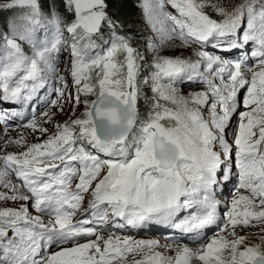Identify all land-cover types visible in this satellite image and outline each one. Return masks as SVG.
<instances>
[{
  "label": "snow or ice",
  "instance_id": "obj_1",
  "mask_svg": "<svg viewBox=\"0 0 264 264\" xmlns=\"http://www.w3.org/2000/svg\"><path fill=\"white\" fill-rule=\"evenodd\" d=\"M140 7L163 39L194 49L155 56L143 81L145 57L110 0H0V122L23 120L3 105L31 106L49 77L60 85L51 106L63 112L71 101L75 117L48 134L49 112L43 123L33 114L23 126L47 139L6 141L25 150L0 156V202L16 205L0 207V264H264V0ZM65 52L71 89L58 66ZM185 83L204 87L184 94ZM142 85L152 93L143 117ZM233 177L221 216L216 189ZM145 226L189 235L198 246L163 245L173 253L166 255L156 239L101 232ZM254 226L259 243L237 231Z\"/></svg>",
  "mask_w": 264,
  "mask_h": 264
},
{
  "label": "rangeland",
  "instance_id": "obj_2",
  "mask_svg": "<svg viewBox=\"0 0 264 264\" xmlns=\"http://www.w3.org/2000/svg\"><path fill=\"white\" fill-rule=\"evenodd\" d=\"M138 1L141 2V0H138ZM208 2L209 3L227 2V0H208ZM230 2L231 3H238L239 0H230ZM134 6L136 8H138V7L141 8L140 6H138V7L136 5H134ZM133 11H134V7L131 10V12H133ZM167 11L174 12V10L171 9L170 7L167 8ZM206 11L210 15H212L213 17L218 18L216 16V14L212 11L211 8H207ZM139 13L140 14L138 16L132 17L134 20H136L138 17V22L140 25V27L138 28L140 31H139L138 35H136V37L133 39V41L136 42L137 45L140 44L142 46V48L139 49V53H140V55L145 57L144 69H142L143 74L146 73L147 70L150 69L151 62H152L153 58L157 55H159V56H182V57H189L192 55V53L194 51L193 48L181 47L179 40L170 41V40L163 39L160 34H158L156 31L153 30L150 23L147 21V19L144 16L142 8L139 11ZM144 35L147 36V38H146L147 40H149V41L151 40L150 43L155 46L154 49L149 48V46H148L149 41H146V44H144V38H145ZM207 50L210 52L214 51V49L211 45L207 46ZM215 51L218 52L219 50L215 49ZM58 66H59L60 74L64 75L68 79L69 88L71 89V83H72L71 82V76H70L71 65H70V60H69L67 52L62 53L61 56L59 57ZM59 86H60L59 84H54L52 82L51 77H49L48 81H47V87L40 90V92L38 94V98H34L30 102L31 106H29L28 104H24L22 106L17 107L18 111H20L24 114V119L21 120L18 118L16 120H14L12 123H10L7 128H5V126H4L1 129V132H0V155H4L7 152L24 151L25 150L24 145L31 144V143H38V142H41L43 139H47L46 135H41V133H39V132H33L30 128L23 126L24 123H26L28 120L32 119L33 114L35 115V117L37 118V120L39 122L43 123V120L41 118V113H44L46 111L49 112L50 116L52 117L51 122L43 124V126L48 129V134H52L55 132V125L57 123H63L66 120H68L69 118H75L73 116V112H72V102L71 101L63 104V107H64L63 112L59 111V106H57V107L51 106V101L58 99L57 95L55 94L54 89L56 87H59ZM186 86H187V84L185 83L181 87V91L184 94H187L190 91L200 90V88H195V87L188 88ZM148 88L150 89V87H148ZM73 92H74V90H73ZM150 93H151V90H150ZM141 95H142V91H141ZM151 97H152V93L148 97V100H151ZM81 99H83V97H81ZM149 107L150 106L144 105L142 103L141 99L139 100V110H140V114L142 117L144 115H146ZM83 108H84L83 104H81L79 107H77L75 110V116H79L80 113L83 111ZM52 114H54V115H52ZM238 121H239V118L236 120V122H234V124L238 125ZM21 135H23V137H24V145H17L15 143H7L6 144V141L18 139ZM37 137H39L40 139H37ZM234 168L235 167H234V158H233V168H232L233 171L235 170ZM0 191H3L2 187H0ZM85 198H90V197L86 196ZM87 200L88 199H85V203L87 202ZM230 202H231L230 200H225V199L222 200L223 206L220 210L222 215L225 211H227V208H225V204H230ZM11 206H16V205H14L11 201L6 202V203L0 202V207H11ZM219 223L222 225L224 223L223 219H221ZM151 227H153V226H151ZM158 228L162 229L163 227H158ZM216 231H217L216 229H213L212 231H210V233L208 232L206 234V236L211 237L216 233ZM237 231L241 235H248L249 236V241H248L249 243H259L258 235H256L260 231L259 226L248 227V228H238ZM143 233H144L143 231H140V234H143ZM146 233H147L146 234L147 237L152 238V239H155L153 237L162 236L160 232L152 231V230H149ZM123 235L131 236L133 239H136V240H140V238H142L140 235L133 233V232L123 233ZM105 237H107V236H105ZM156 240H160V239L157 238ZM206 242H207V240L202 242V243H206ZM159 243L162 247L159 248L158 250L161 252H165L166 255H172L173 253L166 252L163 245H167V244H171V243L172 244H174V243L175 244L176 243L185 244L186 243L190 247H196L197 246V243L193 242V237H191L189 235L184 236L183 239H181V236H178V238H176L171 243L163 242V241L159 242ZM127 259L130 262L132 257L129 256Z\"/></svg>",
  "mask_w": 264,
  "mask_h": 264
},
{
  "label": "trees",
  "instance_id": "obj_3",
  "mask_svg": "<svg viewBox=\"0 0 264 264\" xmlns=\"http://www.w3.org/2000/svg\"><path fill=\"white\" fill-rule=\"evenodd\" d=\"M134 5L137 7L140 6V2L138 0H110V10L113 11L114 13L117 14L118 18L123 22L124 24V32L129 36V39L132 42L133 47L137 48L138 50L142 48L140 44H136V42L133 41V39L138 35L139 33V22H138V17L136 20H134L132 17L138 16L140 13L139 11L141 8H136ZM134 7V11L131 12V10ZM135 13V14H134ZM7 15V13L3 14ZM216 18V17H213ZM144 44H146L147 36L144 35ZM149 65V64H148ZM151 69L147 70L146 73L141 72V81H143L144 77L150 74ZM149 86H144L142 85V95L140 99L142 100V103L146 106H150L151 100H148V97L150 96V89L148 88ZM145 96L147 99H145Z\"/></svg>",
  "mask_w": 264,
  "mask_h": 264
},
{
  "label": "bare ground",
  "instance_id": "obj_4",
  "mask_svg": "<svg viewBox=\"0 0 264 264\" xmlns=\"http://www.w3.org/2000/svg\"><path fill=\"white\" fill-rule=\"evenodd\" d=\"M235 169V168H234ZM3 191H6V189L3 188ZM210 233V232H209ZM212 234V233H211ZM172 244V243H171ZM175 244V243H174Z\"/></svg>",
  "mask_w": 264,
  "mask_h": 264
}]
</instances>
